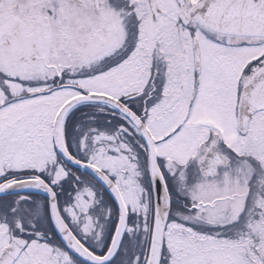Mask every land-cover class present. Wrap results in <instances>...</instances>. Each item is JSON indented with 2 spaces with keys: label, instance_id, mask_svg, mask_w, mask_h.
<instances>
[{
  "label": "snow or ice",
  "instance_id": "1",
  "mask_svg": "<svg viewBox=\"0 0 264 264\" xmlns=\"http://www.w3.org/2000/svg\"><path fill=\"white\" fill-rule=\"evenodd\" d=\"M0 264H264V0H0Z\"/></svg>",
  "mask_w": 264,
  "mask_h": 264
}]
</instances>
